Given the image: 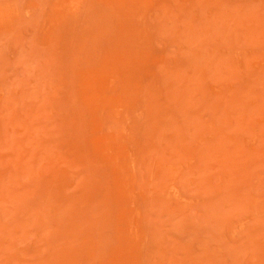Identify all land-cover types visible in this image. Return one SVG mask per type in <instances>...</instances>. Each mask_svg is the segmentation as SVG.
<instances>
[{"label": "rangeland", "instance_id": "374dc122", "mask_svg": "<svg viewBox=\"0 0 264 264\" xmlns=\"http://www.w3.org/2000/svg\"><path fill=\"white\" fill-rule=\"evenodd\" d=\"M0 264H264V0H0Z\"/></svg>", "mask_w": 264, "mask_h": 264}]
</instances>
